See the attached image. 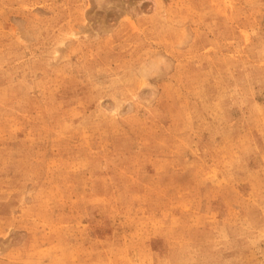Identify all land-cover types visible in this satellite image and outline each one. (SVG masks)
Segmentation results:
<instances>
[{
	"label": "rangeland",
	"instance_id": "obj_1",
	"mask_svg": "<svg viewBox=\"0 0 264 264\" xmlns=\"http://www.w3.org/2000/svg\"><path fill=\"white\" fill-rule=\"evenodd\" d=\"M0 264H264V0H0Z\"/></svg>",
	"mask_w": 264,
	"mask_h": 264
}]
</instances>
